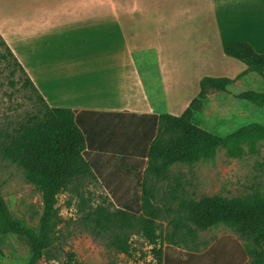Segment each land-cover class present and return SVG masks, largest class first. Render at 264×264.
Wrapping results in <instances>:
<instances>
[{
  "label": "trees",
  "instance_id": "trees-1",
  "mask_svg": "<svg viewBox=\"0 0 264 264\" xmlns=\"http://www.w3.org/2000/svg\"><path fill=\"white\" fill-rule=\"evenodd\" d=\"M0 46L6 53L3 59H11L19 69L24 77L22 86L31 88L42 109L40 115L17 123L11 132L0 133V158L22 169L27 183L41 194L43 213L37 232L13 217L0 195V235L27 241L32 253L28 264L41 262L44 252L53 245V232L61 223L55 207L58 194L87 176L100 182L112 203L83 210L82 230L96 240L107 238L119 254L132 256L128 231L136 228L161 264H264V191L233 198L213 195L181 201L180 218L171 221L172 233L164 235L165 247L161 250L156 249L162 238L161 226L155 222L161 210L153 202V191L147 188V176L164 181L173 165L211 161L219 149H224L229 158H241L245 147L249 153L256 152L259 142L264 141V126L251 124L221 138L195 125L193 117L202 111L211 93L225 92L249 74H257L264 86V52L257 53L244 42L228 47L225 54L243 63L244 72L232 79L202 78L197 97L181 116H154L152 128L142 136H129L123 125L49 107L1 36ZM235 97L257 108L264 106L261 92L249 90ZM190 225L202 231L224 225L243 243L226 235L202 252L174 248L173 238L179 230L194 237ZM65 264L78 263L70 253Z\"/></svg>",
  "mask_w": 264,
  "mask_h": 264
},
{
  "label": "crops",
  "instance_id": "crops-1",
  "mask_svg": "<svg viewBox=\"0 0 264 264\" xmlns=\"http://www.w3.org/2000/svg\"><path fill=\"white\" fill-rule=\"evenodd\" d=\"M0 36L49 107L142 136L246 70L228 47L264 52V0H0Z\"/></svg>",
  "mask_w": 264,
  "mask_h": 264
},
{
  "label": "rangeland",
  "instance_id": "rangeland-1",
  "mask_svg": "<svg viewBox=\"0 0 264 264\" xmlns=\"http://www.w3.org/2000/svg\"><path fill=\"white\" fill-rule=\"evenodd\" d=\"M93 48L92 55L99 49V39ZM4 51L0 46V133L5 130L11 132L17 123L40 115L42 110L31 88L22 86L24 77L19 69L11 59H3ZM249 90L264 93L257 74L247 75L225 92L211 93L202 111L193 118V123L221 138L251 124L264 126V106L257 108L235 97ZM244 149L245 154L241 158H229L224 149H219L211 161L191 166L175 164L164 181L147 176V188L153 191V202L161 210L160 218L155 220L161 226L159 231L162 235L156 249H164V235L172 233L171 221L180 218L181 201L213 195L233 198L256 190L264 191V141L259 142L253 154L246 147ZM0 195L13 217L23 220L31 230L38 231L43 213L41 194L27 183L22 169L1 158ZM110 203L107 192L93 176L80 178L59 193L55 207L61 223L53 232V245L44 252L38 264H65L70 253L78 264H161L136 228L128 231L133 249L131 257L116 252L109 246L107 238L96 240L82 230L80 218L83 210L98 204L109 206ZM190 226L194 237L185 234V230H179L173 238L174 248L184 252H202L214 240L226 235L243 243L239 235L224 225L205 231ZM31 256L26 240L0 235V264H28Z\"/></svg>",
  "mask_w": 264,
  "mask_h": 264
},
{
  "label": "bare ground",
  "instance_id": "bare-ground-1",
  "mask_svg": "<svg viewBox=\"0 0 264 264\" xmlns=\"http://www.w3.org/2000/svg\"><path fill=\"white\" fill-rule=\"evenodd\" d=\"M224 117V116H223ZM214 122V121H213Z\"/></svg>",
  "mask_w": 264,
  "mask_h": 264
}]
</instances>
